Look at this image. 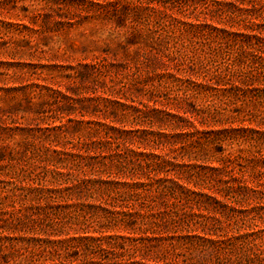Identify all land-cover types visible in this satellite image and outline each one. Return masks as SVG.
I'll list each match as a JSON object with an SVG mask.
<instances>
[{"label": "rangeland", "instance_id": "374dc122", "mask_svg": "<svg viewBox=\"0 0 264 264\" xmlns=\"http://www.w3.org/2000/svg\"><path fill=\"white\" fill-rule=\"evenodd\" d=\"M0 264H264V0H0Z\"/></svg>", "mask_w": 264, "mask_h": 264}]
</instances>
